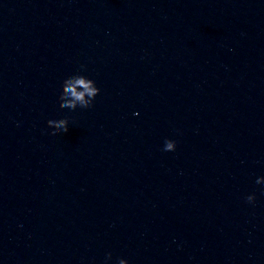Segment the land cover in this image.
<instances>
[{
  "label": "clouds",
  "instance_id": "obj_1",
  "mask_svg": "<svg viewBox=\"0 0 264 264\" xmlns=\"http://www.w3.org/2000/svg\"><path fill=\"white\" fill-rule=\"evenodd\" d=\"M82 89V90H78ZM100 89L96 86L94 80L88 78L85 75H73L66 78L62 83V92L59 96V107L61 109L67 108L70 110H75L77 104L80 108H90L93 106V102L96 96L99 94ZM87 97V98H86ZM68 120H49L47 122L48 127L54 129L51 135H56L57 133L68 131ZM176 148V142L173 140H166L164 151H174ZM257 184L264 183V177L258 178L256 180ZM247 202L254 203L255 195H249L246 197ZM108 259H111V253L108 254ZM118 264H128L124 259H119Z\"/></svg>",
  "mask_w": 264,
  "mask_h": 264
}]
</instances>
